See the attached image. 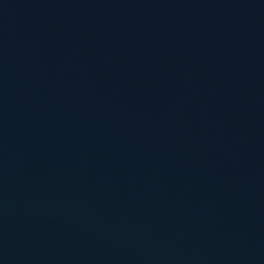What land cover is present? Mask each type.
<instances>
[{
	"label": "water",
	"instance_id": "obj_1",
	"mask_svg": "<svg viewBox=\"0 0 264 264\" xmlns=\"http://www.w3.org/2000/svg\"><path fill=\"white\" fill-rule=\"evenodd\" d=\"M0 264H264V122L145 53L0 6Z\"/></svg>",
	"mask_w": 264,
	"mask_h": 264
}]
</instances>
